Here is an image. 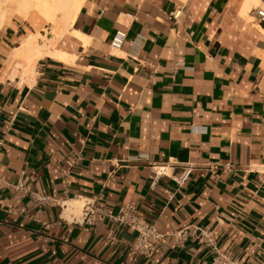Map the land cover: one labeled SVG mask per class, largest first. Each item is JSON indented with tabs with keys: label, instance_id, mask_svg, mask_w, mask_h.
<instances>
[{
	"label": "crops",
	"instance_id": "1",
	"mask_svg": "<svg viewBox=\"0 0 264 264\" xmlns=\"http://www.w3.org/2000/svg\"><path fill=\"white\" fill-rule=\"evenodd\" d=\"M245 3L85 0L71 25L85 43L55 39L74 58L32 65L14 53L41 27H0V264H211L200 230L264 264V23ZM84 198L98 213L71 222ZM123 204L166 235L150 258L108 217Z\"/></svg>",
	"mask_w": 264,
	"mask_h": 264
},
{
	"label": "bare ground",
	"instance_id": "2",
	"mask_svg": "<svg viewBox=\"0 0 264 264\" xmlns=\"http://www.w3.org/2000/svg\"><path fill=\"white\" fill-rule=\"evenodd\" d=\"M83 1L85 0H0V27L6 25L16 11L23 10L32 12L34 22L41 27L40 31L29 32L27 38L22 40L15 49L14 54L28 61L30 65L36 59L46 55H52L64 61L72 60L74 55L57 47L58 40L55 39L61 38L66 31H70L74 40L85 43L86 36L71 29ZM251 7L264 8V0H246L245 9L249 10ZM156 170L167 173L165 167ZM84 203V199L67 202L66 207L64 206V216L68 219L74 217L73 219L76 220L75 216L83 215Z\"/></svg>",
	"mask_w": 264,
	"mask_h": 264
},
{
	"label": "built area",
	"instance_id": "3",
	"mask_svg": "<svg viewBox=\"0 0 264 264\" xmlns=\"http://www.w3.org/2000/svg\"><path fill=\"white\" fill-rule=\"evenodd\" d=\"M256 15L259 19L260 23H264V9H261L260 7L255 8ZM181 15V9L177 8L171 13H168L166 15V19L169 21L177 22L179 17ZM125 40V33L121 30H117L110 43L109 47L111 50H119ZM156 170V169H155ZM190 169H188L182 176H180L176 181L178 183H183L188 175H189ZM155 175L159 174H165L160 173V171H155ZM154 183V182H153ZM15 188L17 190L25 191L23 187V182L19 180ZM38 201L41 203L47 202L49 199L48 197L39 196L37 197ZM84 210L83 215L80 220H71V222L76 221L77 223H84L89 222L92 220L94 215L98 213V209L95 207V202L93 198H84ZM108 217L118 223L119 225H124L130 228L132 231L135 232V238L133 242L131 243L130 247L131 250L138 254L142 255L146 258H150L153 252V249L155 247V244L159 241H163L166 237V235L159 233L154 223H149L142 219L140 215L137 213L134 206L130 204H123L118 209V212L115 215H108ZM66 221H69L65 219ZM201 236L205 239L206 242H208L211 245V249L213 252V256L211 259V264H240V261L238 258L233 257L230 253L221 250L215 245V241L212 237H209V235L203 231L200 230ZM189 235V231L186 229H179L177 231H174L171 233V236H173L177 241H180L184 239L186 236Z\"/></svg>",
	"mask_w": 264,
	"mask_h": 264
},
{
	"label": "rangeland",
	"instance_id": "4",
	"mask_svg": "<svg viewBox=\"0 0 264 264\" xmlns=\"http://www.w3.org/2000/svg\"><path fill=\"white\" fill-rule=\"evenodd\" d=\"M261 9H264L263 7H260ZM15 14H17V15H15V16H18V17H21V18H23V17H25V22H27V23H30L31 21H32V19H33V13L32 12H28V11H16L15 12Z\"/></svg>",
	"mask_w": 264,
	"mask_h": 264
}]
</instances>
